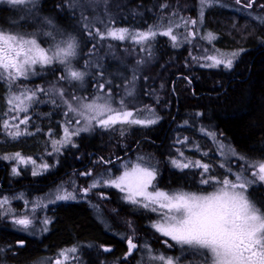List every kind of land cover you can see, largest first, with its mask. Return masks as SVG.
<instances>
[{"label": "trees", "instance_id": "1", "mask_svg": "<svg viewBox=\"0 0 264 264\" xmlns=\"http://www.w3.org/2000/svg\"><path fill=\"white\" fill-rule=\"evenodd\" d=\"M177 1L182 0H119L116 5H112V0H107L104 7L98 6L93 10H87V17H84L82 11H77L78 7L66 10V0H40L38 5L41 6L45 16H54L55 20L66 29L76 34H83L80 59L76 61V64L91 72L87 79L89 89L85 95L98 93L101 84L106 90L104 94L111 90L113 96L119 95L117 85L109 84L111 70L117 69L118 66L124 68L128 80H131L133 84L134 74L131 71L133 66H130L134 65V60H139L141 68L136 73L140 80L142 78L144 81L141 84L142 88L140 87L138 91L144 93L148 91L144 95L141 94L137 100V97L133 95L136 98L132 97L133 99L123 101L128 110H144L139 113V118L149 117L147 110L150 109L154 115L149 118L158 117V120L148 127L119 124L109 129H95L91 135L87 134V136L83 132L76 136L73 142L75 146L69 145L63 154L58 152L62 155L61 158L58 159L55 156V163L61 165L58 170L36 179L33 176L24 175L10 188L7 185L8 169L4 164L3 168H0L2 184L0 196L14 190L17 193L33 190L35 192L42 188L43 191L49 187L47 185L50 182L55 181L57 184L59 180L71 178L69 174L65 175L69 170L75 173V169L84 168V172L93 174L94 164L97 161L113 166L114 160H118V157L122 159L117 163H122L127 157L130 159L135 152L154 155V159L162 167L160 173L167 174L164 178L167 185H176L178 181L187 184L192 178L196 182L199 177L194 167L182 169L183 171L177 167L170 171L168 168L164 172V166H173L171 161L175 158L181 162L192 161L176 157L184 141L200 145L198 148L201 152H206L209 157L213 155L210 153L216 154V145L226 143L230 153L246 156L245 158L252 161H264V23L253 21L254 23L246 24L244 20L247 16L240 14L241 17L235 25L231 19L233 12L225 7L214 5L208 9L205 24L211 31H217L220 37L217 47L225 51L242 50L238 59L232 62L231 68H200L191 60L187 61L180 55L181 53L175 52L170 45L171 42L163 36L161 38L157 36L145 45H122L107 38L102 40L97 35V30L106 33L112 28L145 31L152 27L156 31L165 30L169 23L181 19L178 15L181 6ZM191 1L198 3V0ZM229 1L235 2V0ZM251 8L262 14L264 18V0H254ZM106 9L109 13H105ZM99 14H102L103 20L98 18ZM14 15L18 16V13L14 14L9 8H0V27L8 25L9 18ZM235 15H237L236 12ZM185 17L182 19H186ZM249 24L254 30L252 32L254 36H249L251 31L245 30ZM158 25L159 28H157ZM241 27L242 30H240ZM42 43L45 41L42 40ZM58 71V66H50L40 73V80H35L40 82L43 79L42 74L46 78L58 79ZM159 79L163 81L160 82ZM64 81L60 80L62 86L74 92L73 86ZM174 83L175 89L172 92ZM153 85H155L154 89H160L161 94H156L159 99L154 98V94L148 93L153 90ZM8 98L9 88L4 80H0V128L4 115L9 111ZM135 101L136 104H134ZM51 102L52 104L46 100V104L38 103L32 107V122L35 123L29 128L31 135L14 142L0 139V160L4 156L15 153H20L37 163L43 162L42 157L47 159L45 156L50 150L48 148L50 136L47 134L52 130L58 138L61 119L66 118V115L62 113L60 117L57 116V103H53L52 100ZM118 104L120 101L115 103V105ZM195 118L201 125L198 128L191 122ZM203 132L214 134L215 140L204 136ZM168 150L169 156L166 154ZM204 161L207 164L211 162L208 159ZM241 161L242 159H239L240 163ZM215 167L218 166L215 165ZM120 197L114 191H106L103 197L97 196L98 200L94 205L104 212L103 219L106 223L96 217L88 203H71L52 208L49 232L41 238L28 237L26 234L8 228L1 229V226L0 262L2 260L8 264H31L43 259L52 260L62 250L78 244H85L91 248L97 247L98 251H100V245H114L115 252L125 253V244L106 234V227L114 229L117 226L116 223L127 226L128 223L134 222L136 226L142 228L144 213L143 210ZM260 199L264 206V198ZM95 250L92 251L93 256L88 255L90 252L86 254L88 264L118 260L117 258H111L112 261L102 260L103 258L94 253Z\"/></svg>", "mask_w": 264, "mask_h": 264}, {"label": "snow or ice", "instance_id": "2", "mask_svg": "<svg viewBox=\"0 0 264 264\" xmlns=\"http://www.w3.org/2000/svg\"><path fill=\"white\" fill-rule=\"evenodd\" d=\"M13 5H23L25 3H32L34 0H8ZM254 0H235L237 5L242 7H252ZM214 0H201V21L204 15V8L210 7ZM196 20H183V26L188 27L189 24L196 25ZM160 26L158 25L157 28ZM175 27H181L176 24ZM50 36L51 33H48ZM89 35H92L89 33ZM97 35L100 39L111 38L113 40L124 41L126 39L133 41L136 44L144 45L155 39L157 35L170 37L173 41V46L176 45L177 36L173 34V25L169 23L164 31H156L149 27L147 31L130 32L127 28L109 29L106 33L99 32ZM190 36H195L194 32L189 33ZM209 40L213 39L209 34ZM187 39V37H186ZM77 43L74 37H70L62 44H56L53 48H44L37 42L35 38H25L22 35L6 33L0 31V80L8 82L10 85L15 84L18 80L28 79L29 75L36 74V66L41 68L59 64L64 66V73L58 77L59 80L82 81L85 73L74 70L72 67V59L77 56ZM239 53H232L235 57ZM211 61L207 67H218L221 64L226 68L232 67V58L227 60L218 59L216 55H209L206 57ZM100 92L104 93V85L99 86ZM56 93L63 99L64 90L59 88L55 90ZM37 93L48 94L44 88L37 87L36 89L25 88L19 94L13 93L9 96L7 103L9 104V112H15L12 116L13 121L17 123H10L8 120L2 122L3 129L13 139L21 135H31L27 129L21 130L20 125H27L30 117L26 115L32 104L38 101ZM132 93L129 92V95ZM71 101H77L78 106H74ZM67 104L68 111L65 113L68 116L72 113L74 123L80 125L83 121V126L69 130V127L64 128V136L61 141H53L54 151L59 152L56 144L61 146L65 144H72V137L79 135L80 132L89 131L95 124L101 128H112L120 125H142L148 126L155 124L158 120L156 118H149L154 115L150 109L149 117L139 118L141 109L135 111L128 110L124 101H120L118 108L113 107L111 99V90L106 94L97 95L91 100L88 98L71 97V100H63ZM55 103V101H53ZM21 113H25L21 116ZM73 120L70 119L68 124L71 125ZM14 129V130H13ZM212 135L215 140L214 134ZM182 142V141H178ZM73 146H75L73 144ZM235 155V153H232ZM183 156V153H180ZM4 159H15L20 163L31 162L35 165V160L31 158L25 159L20 153H15L13 156H5ZM240 159H245L240 157ZM171 163L179 168L185 169L189 167H196L203 169L204 173L209 171V165L200 161L196 162H181L174 159ZM248 167L255 169L252 171V176L259 181H264V162H248ZM42 168L47 169L49 165L43 164ZM223 167V165H221ZM13 174L19 175L16 168L12 169ZM229 171H231L229 169ZM33 171V175H37ZM84 175L91 176V172ZM156 179V172L154 169L143 167L137 163L131 167L125 166L121 175L116 177H109L108 179L101 178L94 181L88 188L83 189L86 196L89 191L96 188L103 182L105 185L114 187L120 192L124 193V199L133 204L157 213L159 219L151 226L159 232L162 236L168 237L171 241L180 245L182 248L201 252L205 261L204 264H264V212H261L249 199L245 196L244 191L251 181H248L241 173L235 174V181L225 177L222 181L216 180L215 177L202 178L201 184H216L215 191L204 192H190L184 190H177L173 192L163 191L156 188L154 181ZM75 195L71 192L64 191L63 194L57 192L54 199L49 202L57 200L75 199ZM27 204V202H25ZM9 204L8 197L0 199V208H4ZM40 206V205H37ZM8 213L12 212L9 207ZM2 214V213H0ZM15 224L27 229L32 223V220L27 216L22 218H14ZM49 221L45 220L47 224ZM47 230V229H45ZM165 244L172 247L165 240ZM137 245L133 243L132 239H128V255L132 253ZM106 251L109 249H105ZM76 249L63 250L59 254L64 260L68 259V252H75ZM150 260H158L161 264H176L172 257H165L164 255L152 256L151 249H149ZM55 264H62L60 259H57Z\"/></svg>", "mask_w": 264, "mask_h": 264}, {"label": "rangeland", "instance_id": "3", "mask_svg": "<svg viewBox=\"0 0 264 264\" xmlns=\"http://www.w3.org/2000/svg\"><path fill=\"white\" fill-rule=\"evenodd\" d=\"M106 1L107 0H90V2H88V0H66L65 5L67 7L66 10L67 9H77L76 7H78L77 11H82L84 17H87V15H86L87 10H93L94 8H96L98 6L104 7ZM39 2H40L39 0H34V2H32V3H25L23 5H13V4L9 3L8 0H0V8H9L12 10V12L14 14L16 12L18 13V16L14 15L13 17L9 18L8 25L0 27V31H4L6 33H11V34H18V35H22L24 37L26 36L25 38H35L37 40V42L40 43V45L46 49L47 48H53L56 44H62L64 41L68 40L70 37H74L78 46H77V56L74 59H72V62H71L72 67L74 70L84 72L85 75H84V78L82 81H71V82H69L68 80L64 81V82H67L68 85L73 86L75 93L72 92L70 90V88H64L62 86V84L60 83V80L58 81V79H56V78H46L44 76V74H42L43 79H41V81L38 82V80H40V73H42L44 70H46V68H49L50 66L41 68L39 65H37L35 75L30 74L28 79L18 80L15 84H12V85H10L8 82L5 81V83L7 84L8 88H9V96L12 95L13 93L19 94L25 88L36 89L37 87L44 88L45 91L48 93V94L37 93L38 101H36L32 104V106L29 108L28 113L26 114L30 117L29 123L26 126L20 125L21 130L26 128L28 132H30L29 128L32 126V124L34 125V123H35V122L34 123L32 122L33 117L31 116L33 114L32 107L35 104L39 103V105H44V104H46V100L52 104L51 100L55 101V103H57V111H58L57 116L60 117L61 113L65 115V113L68 111L67 104H65L63 102V100H71V97H73V96L79 97V98H88L89 100H91L93 97H95L97 95H103L104 94V93L100 92V88H99L98 89L99 91L97 90L98 93L95 92V93H90V94L85 95L89 89V85H87V81H88L87 79L91 75V72L87 68L84 69L82 67L77 66V64H76V61L80 59V46H81V40H82L83 34H79V33L76 34V33L72 32L71 30L66 29L64 26L61 25V23H58L55 20L54 16H51V15L45 16L43 14L44 11L41 10V6L38 5ZM118 2H119V0H112V5H116ZM177 2L181 6V11L178 14L179 16H181V19H179L177 22L171 23L173 25V34L177 36V41L175 42L177 46H175V47L173 46V41L170 39V37L163 36V35H157V36H160V38L162 36L166 37L169 40V42H171L170 45L174 49L175 52L181 53L180 55L182 57H185V59L187 61L191 60L193 62V64H198V67H200V68L217 69V68L224 67L223 64L220 65L221 67L220 66H218V67H207L206 65L211 63V61L206 59V57L209 55H216L218 59H224V60H227L228 58H232V62H233L236 59H238V57L242 53V50L225 51V50L217 47V42L219 41V38H220L218 36L217 31H211L209 29L210 27L208 28V26L205 24V15H206V12L209 8L213 7L214 5H217V6H223V7H225V9H228L229 11L233 12L232 13L233 16L231 19H233V21L235 22V25H237L236 23L238 22V19L241 17L240 14L248 17V18H245L246 24L252 23L253 21H257L260 24L264 23V18H263V16H261V14H259L257 12H253V10L251 11L250 9H248V7H240V6L238 7V5L235 4V2H231L229 0H214V3L212 4V6L204 8V10H203L204 15H203L202 21L200 18L201 0H198V3L192 2L191 0H182V1H177ZM183 9H184V11H183ZM105 11H106L105 13H109L108 9H106ZM235 12L237 15H235ZM97 16L99 19L103 20L102 14H99ZM110 16H111V14H110ZM184 17L186 19H182ZM88 18H90V17H88ZM183 20H189V21L190 20H196L197 23L194 26L189 24L188 27L185 28L183 26ZM176 24H180L181 27H179V28L175 27ZM165 28L167 29V27H165ZM112 29H116V28H112ZM242 29L243 28L241 27L240 30H242ZM245 30H250L251 32H249V36L250 35L254 36V33H252V32H254V30H252L251 24H249V27H247ZM129 31L130 32H136V30H129ZM137 31H139V30H137ZM145 31H147V30H145ZM159 31H164V30H159ZM190 32H194L195 36L194 37L190 36L189 35ZM48 33H51V35L49 36ZM209 34H211L212 37H214V38L209 40V38H208ZM186 37H187V39H186ZM107 39L112 40V42L122 44V45H124V44L140 45V44H136L133 41L128 40V39H126L124 41L113 40L111 38H107ZM42 40L45 41L46 44L42 43ZM232 53H239V54L235 57H232L231 56ZM138 61L139 60H137V61L134 60V65L130 66V67L133 66V69L131 68L132 74H134L133 76L131 75L132 79H133V84H132L131 80H128L127 74H126V71L124 68H121L118 66L117 69L111 70V73L109 74L110 82L109 81H107V82H109V84L113 83L114 86L116 84L117 85L116 86L117 91L120 92L119 95L116 94L115 96H113L111 94L113 107H115V106H116V108L119 107L118 105H120V104L115 105V103H117V101L126 100V99L129 100L132 97L133 98L137 97L136 98V100H137L141 94L144 95L148 91L147 90L145 93L142 91L141 92L138 91L139 88L141 87V84H143V81H144V80H142V78L140 80V77L137 74L141 68V64L139 65ZM51 66L52 67L58 66V68H59V71L57 73L58 77L62 74H65L63 65L53 64ZM224 68H226V67H224ZM35 79H38V80H35ZM163 79H159L158 81L162 82ZM147 80H149V79H147ZM61 87L64 90L63 99L55 91L56 89H59ZM154 87H155V85H153L154 91L150 90L148 93L154 94V98L156 97L159 99V96L156 94H161L160 89L159 88L154 89ZM174 89H175V83L173 86V90ZM104 92H106L105 89H104ZM129 92H131L132 94L129 95ZM134 92H135V94H134ZM133 95L136 97H134ZM40 98H42V99L40 100ZM49 98H51V100ZM71 102L74 106H78L77 101H71ZM134 104H136V101ZM69 114H68V116H66L67 120L64 119L62 122H60V127L58 128L60 130V135L58 138L55 137V133L53 134L52 130L49 132V134H47L50 136L49 147H48L50 150L47 152V155L45 156V157H47V159L42 157L43 162L37 163L35 161L36 163L34 165L31 162L20 163L15 159H4V158H2V160H0V167H3V165L5 164L7 166V169H8L7 185L9 186V188L11 186H14V184H16L15 182L20 180V177H22L24 175L29 176V177L33 176L34 179H36L38 177L40 178L41 176H46V175L52 174L55 172V170H58V168L61 167L60 164L55 163L56 162L55 156H57L58 159L61 158V156H62L61 154H63L64 151L69 148L68 146L73 145V142H74L77 135L72 137V144H65L63 146H61L60 144H56V147H58L60 149L59 152L61 154L58 153L57 151H54L53 141H61L63 139L65 127H69V130L72 131L73 129H76V128L83 126V121L81 122L80 125H77L74 123V119L76 117H74V115L72 113H69ZM14 115H15V112H9L8 111L4 115V120H8L10 123H17L18 121H13L11 119L12 116H14ZM20 115L24 116L25 113H21ZM70 119L73 120V123L71 125L68 124V121ZM191 122L193 124H195L194 126H196L197 128L199 126H201L200 123L197 122L196 118L193 119ZM117 125H119V124H117ZM151 125H153V124H151ZM133 126L145 127L142 125H133ZM148 126H146V127H148ZM95 129L100 130V129H105V128L95 126V124H94V126L89 131L84 132V133L80 132V134L83 133V134H86V136H87V134L91 135V133L94 132ZM56 131H57V129H56ZM203 135L208 136L209 138L213 139L212 136H209V134L206 132H203ZM25 136H28V135H21L15 139H13L11 136H9L7 134V132L3 129L2 126L0 128V139L3 141L14 142V141H17V140L25 137ZM194 144H196V143H194ZM194 144L188 143L187 141H184L182 144V148L178 151L176 157H178V158L182 157V159H187V160L191 159L192 162L200 161L204 164H207L204 160L208 159L209 161H211L210 162L211 164L210 163L208 164L209 165V171L207 173H204V176L202 177L201 173L203 172V169L194 167L195 172L197 171V173H198L197 176L199 178H198V180H196L194 186H192L193 188H190L191 185H186V186H180L178 189L176 188V190L175 189L174 190L175 191L184 190V191H190V192L209 193V192L215 191L216 187H218L219 185L201 184L200 181L202 178L215 177L216 180L222 181L225 177H227L228 179L235 181V174L241 173V171L243 170V176L248 181H251V183H249L247 185L246 190H242V191H244V194L249 199V201L255 205V203L252 200V195L255 193H259V190L264 188V181H259L256 177L252 176V171H254L255 169L248 167V164L246 163V161L256 162V163L264 162V161H259V160L258 161H252V160H249V159L244 157L245 159H242V161L240 163L239 159L242 156H240L238 154L233 155L232 153H230L228 147L226 146V143H221V145H218V146L216 145V154L217 155L215 154V152H213V153H210L213 155H210V157H209L208 154H206V152H201V149L198 148V147H200V145H198V144L194 145ZM136 150H138V149H136ZM168 153H169V150L166 152L167 156H169ZM180 153H183V156H181ZM192 154H194V155H192ZM13 155L14 154L7 155V156H13ZM21 156L24 157L23 155H21ZM191 156H193L194 158H192ZM234 157H236V158H234ZM24 158L27 159V157H24ZM164 160H165V158L163 159V161ZM117 162H115V163H117ZM137 163L141 164V166H143V167H148V168L155 170L156 179L154 181V184H155L156 188L159 189V187L157 185H160L159 184L160 182H159V178L157 179V175L158 174L160 175L161 170L159 169L158 161L154 159V155H151V154L150 155H144V153L135 152V154L130 159L124 160L122 163H117L113 166L107 165V164H101L100 162L97 161L94 164L95 170L91 176L84 175L87 173V172H84L85 169H83L81 171V172H84L81 175H80V171H79V173L75 172L76 173L75 174L69 170L67 173H65V175L69 174L68 176H71V178L70 177L67 178L65 176L66 178L63 181L59 180V183H57V184L55 183V181L50 182V183H48L49 185H47L49 187L45 188V190H43V191L41 190L42 189L41 188L40 190H35V192L33 190L32 192L23 191V192L17 193L14 190V191L7 193V194L3 193V195L0 196V199H3L4 197H8L9 204L5 205L4 208H0V213H2V214H0V227L2 226L1 229H7L8 228L9 230L11 229L13 231H17V232L26 234L28 237L41 238L49 232V228H50L51 223H52V218H51L52 216L50 217V213L52 212V208H55L56 206H60L63 204H71V203L72 204H74V203H78V204L88 203L93 208V206H95L94 205L95 201L98 200L97 196L100 197L106 191L112 190V189L114 192H117L122 197L123 200H125L123 198L125 195L124 193L120 192L118 189H116L114 187H110V186L105 185L103 182H101L100 185L97 186L96 188H93L91 191H89L86 196L84 195L82 190L85 188H88L94 181L100 180L101 178L106 180L109 177L119 176L124 171L125 166L131 167ZM43 164H47V165H49V167L47 169H44L41 167V165H43ZM215 165H217L218 167H215ZM221 165H223V167H221ZM13 168L17 169V171L19 172V175L13 174V171H12ZM168 168L176 169V167L174 165L173 166L168 165L166 170H168ZM170 169H169V171H170ZM185 169H187V168H185ZM229 169L231 171H229ZM33 171H36L38 174L33 175ZM166 175L167 174H165V177H166ZM163 182H164V179H163ZM1 185L2 184L0 181V186ZM195 185H196V187H195ZM172 187H174V186H172ZM197 187H199V189ZM64 191L73 193L76 198L75 199H69V200H57L54 203L49 202L50 199H54V195L57 192H60L61 194H63ZM96 194H98V195L96 196ZM25 202H27V204ZM127 203H129V202H127ZM257 203H258V201H257ZM129 204H131V203H129ZM37 205H40V206H37ZM134 206H136L140 210H143V211L145 210L146 212L149 211L148 209H145V208L140 207L138 205H134ZM9 207L12 209L11 213L7 212V209ZM97 215H99V214H97ZM24 216H27L29 219L32 220V223L29 225V227L27 229H25L22 226L17 225L13 222L14 218H22ZM96 217H98V216H96ZM100 219L104 220L103 218H100ZM45 220H48L49 222L47 224H45L44 223ZM116 225L117 226L115 227V229L118 230L119 233H120V230H122V229L127 232L124 235V239L125 238L126 239L131 238L133 243H135L137 245V247L139 248V252L145 251L146 244H145V235H144V229L143 228L136 227V225L132 224V222L128 223L127 226H125L123 224L120 225L119 223H116ZM45 229H47V230H45ZM156 243H159V242L156 240ZM169 244H171V243H169ZM171 245H172V247H169L168 244H166V245L164 244L163 251L157 252V256L158 255H164L165 257H172L176 261V264H178L179 263L178 262V258H179L178 256H182V255L185 256V255L195 253V258H197L196 264H204L205 257L201 252H197V251L188 249L187 247L182 248L180 245H179V247H178V245H173V244H171ZM72 248H75L76 251L75 252H68V259L67 260H64V258L59 255L61 253L60 252L52 260L43 259V260H39L38 262H34L31 264H55L57 259H60L62 261V264H88L89 260L86 259V256H87L86 254H88L90 252L88 255H92V251L95 249L96 250L94 253L97 254V247L91 248L90 246L88 247L85 244L74 245V246L66 248L64 250H69ZM130 262H131V260L124 262V264H132V262L131 263ZM145 262L146 261H144V260H135L133 262V264H145ZM0 263L6 264L7 262L5 263L1 260ZM150 264H161V262L158 260H151Z\"/></svg>", "mask_w": 264, "mask_h": 264}, {"label": "flooded vegetation", "instance_id": "4", "mask_svg": "<svg viewBox=\"0 0 264 264\" xmlns=\"http://www.w3.org/2000/svg\"><path fill=\"white\" fill-rule=\"evenodd\" d=\"M147 142H151V140H147ZM164 168H165V166H164ZM166 168H165L164 172H166ZM82 169H84V168H78V169H75V171L79 173V170H82ZM81 174L82 173L80 172V175ZM162 175H164V174L160 173V175L159 174L157 175V177L159 178V182H160L159 183L160 185H157V186L159 187L160 190H163V191L173 192L176 190V188L178 189L180 186H186V185H191L190 188H193L192 186H194V184H195V181L192 178V180L190 182H187V184L186 183L183 184L182 181H181L182 183L179 181V183H176V185H167L165 182L163 183V179L165 178V175L163 177H162ZM162 185H165V186H162ZM172 186H174V187H172ZM195 187H196V185H195ZM255 197L258 198V200H256L255 206L257 208H259L261 210V212H264V206L260 202L261 201L260 198H264V188L260 189L259 193H255ZM257 201H258V203H257ZM96 213L99 214L98 215V217L100 216L99 218H104V212H102L101 209L98 208L96 210ZM143 215H144V219L142 221V225H143L142 228L144 229V235H145V244H146L145 251L139 252V248L136 247L135 249L132 250V253L130 255H128V242H127L128 239H126V238L123 239L126 231L120 230V233H119V231H117L116 229L106 227V230H107L106 234H108L109 236H111L112 238H114L120 242H123L125 244L126 252L125 253H118V252H115V246H101L100 245L99 246L100 251H98L97 254L99 257L103 258L102 260L106 259L108 261H112L111 258H117L119 260V261L116 260V262H108V263L102 262L101 264H124V262L129 261V260H131L132 264L135 260H144V261H146L145 264H150L151 260L149 258V249H151V255L152 256H157V252L163 251L165 240H168V243H171L173 245H178L174 241L172 242L168 237L162 236L159 232H157L151 226L154 222H156L159 219L157 213L152 214L151 211L149 210L148 212L144 211ZM151 219H152V221H151ZM136 227H138V226H136ZM156 240L159 243H156ZM162 244H163V246H162ZM178 247H179V245H178ZM105 249H109V250L106 251ZM178 257H179L178 258V262H179L178 264H196V262H197V258H195V253L185 255V256L182 255V256H178Z\"/></svg>", "mask_w": 264, "mask_h": 264}, {"label": "bare ground", "instance_id": "5", "mask_svg": "<svg viewBox=\"0 0 264 264\" xmlns=\"http://www.w3.org/2000/svg\"><path fill=\"white\" fill-rule=\"evenodd\" d=\"M40 1V0H39ZM34 5V4H33ZM49 7V6H48ZM64 7V6H63ZM220 9V8H219ZM183 11H184V9H183ZM208 11V10H207ZM6 12V11H5ZM72 14V13H71ZM227 17V16H226ZM225 18V17H224ZM248 18V17H247ZM250 18V17H249ZM30 19V18H29ZM210 20V19H209ZM255 20V19H254ZM245 21V20H244ZM246 23V22H245ZM254 23V22H253ZM100 24V23H99ZM257 27V26H256ZM3 29V28H2ZM26 37V36H25ZM139 49V48H138ZM117 57V56H116ZM124 58V57H123ZM112 59V58H111ZM106 61V60H105ZM80 66V65H79ZM221 67V66H220ZM193 70V69H192ZM221 75V74H220ZM215 79V78H214ZM165 91V90H164ZM116 107V106H115ZM138 107V106H137ZM133 109V108H132ZM210 116V115H209ZM53 120V119H52ZM176 122V121H175ZM33 125V124H32ZM67 125V124H66ZM57 127V126H56ZM47 128V127H46ZM183 129V128H182ZM187 129V128H186ZM59 130V129H58ZM219 131V130H218ZM132 132V131H131ZM152 132V131H151ZM192 132V131H191ZM124 134V133H123ZM126 134V133H125ZM178 134V133H177ZM80 135V134H79ZM130 135V134H129ZM74 137V136H73ZM129 137V136H128ZM24 138V137H23ZM173 138V137H172ZM118 139V138H117ZM112 140V139H111ZM114 140V139H113ZM202 140H204V139H202ZM168 141V140H167ZM124 142V141H123ZM101 143V142H100ZM125 143V142H124ZM144 143V142H143ZM18 144V143H17ZM16 144V145H17ZM111 144V143H110ZM127 144V143H126ZM125 144V145H126ZM108 147V146H107ZM122 147V146H121ZM139 147V146H138ZM111 148V147H110ZM145 148V147H144ZM155 148V147H154ZM208 148V147H207ZM235 149V148H234ZM212 150V149H211ZM151 151V150H150ZM210 152V151H209ZM150 154V153H149ZM111 155V154H110ZM192 155H194V154H192ZM255 155V154H254ZM246 157V156H245ZM234 158H236V157H234ZM249 159V158H248ZM230 160V159H229ZM90 163V162H89ZM165 165V164H164ZM183 171V170H182ZM246 171V170H245ZM160 172V171H159ZM158 173V172H157ZM217 175V174H216ZM75 177V176H74ZM158 178V177H157ZM184 179H185V177H184ZM168 180V179H167ZM37 181V180H36ZM179 182V181H178ZM182 183V182H181ZM165 186V185H164ZM35 187V186H34ZM249 189V188H248ZM96 190V189H95ZM106 190V189H105ZM113 190V189H112ZM120 200V199H119ZM117 201V200H116ZM117 205V204H116ZM67 206V205H66ZM131 208V207H130ZM139 211V210H138ZM144 213V212H143ZM128 214V213H127ZM157 216V215H156ZM131 222V221H130ZM134 224V223H133ZM115 229V228H114ZM113 232V231H112ZM127 233V232H126ZM149 233V232H148ZM149 236V235H148ZM151 236V235H150ZM9 239V238H8ZM124 239V238H123ZM12 240V239H11ZM173 242V241H172ZM154 245V244H153ZM114 246V245H113ZM162 246H163V244H162ZM35 247V246H34ZM176 248V247H175ZM17 249V248H16ZM166 249V248H165ZM98 251V250H97ZM85 252V251H84ZM155 252V251H154ZM134 253V252H133ZM93 256V255H92ZM106 262V261H105Z\"/></svg>", "mask_w": 264, "mask_h": 264}]
</instances>
